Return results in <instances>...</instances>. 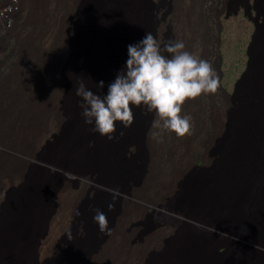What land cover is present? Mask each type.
<instances>
[{"label": "bare ground", "instance_id": "bare-ground-1", "mask_svg": "<svg viewBox=\"0 0 264 264\" xmlns=\"http://www.w3.org/2000/svg\"><path fill=\"white\" fill-rule=\"evenodd\" d=\"M139 1L141 10L127 14L116 24L118 30L124 31L126 54L120 46L113 45L105 57L97 41L103 35L107 43L109 27L97 33L101 31L98 20L119 15L121 2L112 0V6L108 7V2L95 0L89 12L88 0H82L84 14L78 26L83 46L80 54L94 64L88 70L69 72L64 78L66 102L63 110L71 121L49 164L60 166L61 162L69 173L74 174L76 170L97 173L108 180L121 174L126 180L123 188L126 193L130 192L131 185L143 183L149 123L130 81L133 69L129 51L139 60L144 50L154 45L145 58L148 72L142 77L140 96L144 101L160 99L156 96L157 90L164 77L170 74L168 69L180 66L181 70H186L196 60L192 57L191 44L195 37L192 36L194 22L191 17L197 11V27H207L202 61L207 63L208 69H213L216 75L213 83L229 98L221 82L223 21L242 15L253 24L255 34L248 52L247 71L234 95L240 102V111L233 121L230 139L225 142L224 159L217 169H201L196 176L178 183L188 206L203 209L197 218L193 213L183 215L215 224L227 236L215 234L214 239L209 240L211 237L204 232L184 227L182 233L170 241L164 254H155L145 264H264V251L248 248L242 242L251 239L255 242L253 239L257 238L264 246V0H200L190 5L187 0H154L153 9L152 0ZM128 7L127 4V10ZM211 42L214 43L212 47ZM103 56L108 70L101 74L100 81L92 68ZM122 60L125 61L124 70L120 68ZM193 93L196 94L195 90ZM221 113L216 111V115ZM151 130L150 138L153 136ZM132 143L139 150V161L128 159ZM196 160L204 161L200 156ZM17 174L23 192L4 204L0 214V264H28L26 259L41 264L50 252L49 241L42 239L50 233L48 219H56L58 209L55 211L54 199L57 203L62 201L60 194L64 189L50 185L41 173L27 174L20 170ZM119 207L95 203L89 208L70 243L69 251L74 255L67 251L58 258L57 264H98L105 255L107 242L117 231L115 215ZM248 252L255 255L251 257Z\"/></svg>", "mask_w": 264, "mask_h": 264}, {"label": "rangeland", "instance_id": "rangeland-1", "mask_svg": "<svg viewBox=\"0 0 264 264\" xmlns=\"http://www.w3.org/2000/svg\"><path fill=\"white\" fill-rule=\"evenodd\" d=\"M104 1L108 2V7L112 6V0H101ZM187 1L189 5L193 1L200 2ZM120 2L119 15L105 19L101 17L98 20L101 31L97 33H103L109 27L107 43L103 35L97 41L98 48L106 54L105 57L109 55L106 51L113 48V45L120 46L124 55L126 54L124 31L116 28L117 21H121L127 14L132 15L138 9L141 10L139 0ZM94 3L95 0H88L86 8L89 12ZM102 6L106 7L104 3ZM83 8L82 0H26L22 21L17 23L13 35L1 45L0 214L4 204L10 203L18 193L23 192L17 173L25 170L27 174L41 173L50 185L64 189L60 194L62 201L57 203V199H54L55 205L57 204L55 211L58 209V212L56 219L50 216L52 221L48 219L47 222L51 238L47 234L42 241H49L50 252L41 264H57L58 258L69 251L80 219L95 203L120 206L115 215L117 231L110 237L111 241L107 242L105 255L98 264H145L155 254H164L170 241L182 233L184 227L204 232V235L211 237L209 240L214 239L215 234L227 236L215 224L195 220L203 209L188 206L183 192H179L178 183L182 179L196 176L201 169H217L224 159L223 155L227 151L225 142L230 139L233 121L240 111V102L234 99V95L248 68V52L255 34L253 24L242 15L223 21L221 82L229 93V98L218 90L213 83L216 78L213 69H208L207 63L202 61L206 38L204 30L207 27H197V11L191 17L194 22L192 36L195 39L191 46L194 49L192 57L196 59L195 64L186 70H181L180 66L168 69L170 74L164 77L157 90L156 96L160 99L144 101L140 96L142 77L148 72L145 58L154 45L146 48L139 60L129 51L133 69L130 81L142 101L149 129L145 140L147 156L143 183L131 185L130 192L126 193L123 189L126 180L121 174L108 180L97 173L79 170L74 174L69 173L61 162L60 166L49 164L55 148L63 142L71 121L63 110L66 102L64 78L69 72L73 74L77 70H88L94 64L80 54L83 46L78 26L84 14ZM152 19L155 21L153 17ZM214 36L215 33L213 40ZM213 45L211 42V47ZM211 55H215L212 49ZM104 56L92 68L97 74L95 78L100 81L101 74L108 70ZM124 63L122 60V70ZM197 84L199 87L195 88ZM219 110L222 113L216 115ZM153 125L155 128H152ZM150 130L153 134L151 138ZM130 151L127 153L128 159L139 161V150L133 143ZM155 156L160 161L159 165L163 164L160 173L163 188H158L157 201L148 196L153 190L150 188L149 178L153 175L151 159ZM199 156L204 159L203 162L196 160ZM184 208L188 209L182 211ZM183 213H193L196 217L190 219ZM253 240L255 242L252 239L242 242L248 248L264 251L262 240ZM59 249L61 252H57ZM248 255L255 254L248 252ZM25 261L37 264L29 259Z\"/></svg>", "mask_w": 264, "mask_h": 264}, {"label": "built area", "instance_id": "built-area-1", "mask_svg": "<svg viewBox=\"0 0 264 264\" xmlns=\"http://www.w3.org/2000/svg\"><path fill=\"white\" fill-rule=\"evenodd\" d=\"M26 0H0V47L11 37L13 29L21 22Z\"/></svg>", "mask_w": 264, "mask_h": 264}, {"label": "trees", "instance_id": "trees-1", "mask_svg": "<svg viewBox=\"0 0 264 264\" xmlns=\"http://www.w3.org/2000/svg\"><path fill=\"white\" fill-rule=\"evenodd\" d=\"M158 158L155 156L152 158V168L153 169V175L150 176L149 180L151 181L150 185H151V192L149 193V197L154 200L157 201L158 198V188H163L161 187V182H160V173L162 172V168H163V164L159 165L160 161L157 160ZM166 179V178H165ZM163 180V177H161V181ZM165 183V181L163 182ZM161 190V189H160ZM158 195V196H157Z\"/></svg>", "mask_w": 264, "mask_h": 264}]
</instances>
